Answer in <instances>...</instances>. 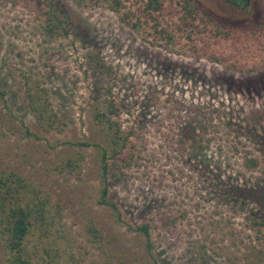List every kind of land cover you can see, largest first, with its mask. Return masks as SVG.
<instances>
[{"label": "rangeland", "instance_id": "obj_1", "mask_svg": "<svg viewBox=\"0 0 264 264\" xmlns=\"http://www.w3.org/2000/svg\"><path fill=\"white\" fill-rule=\"evenodd\" d=\"M187 2L196 53L141 39L106 1L0 0V171L46 199L23 239L32 264H151L142 222L155 264H264V0ZM47 4L61 37L45 32ZM109 97L131 152L106 195L122 221L97 204L92 113Z\"/></svg>", "mask_w": 264, "mask_h": 264}, {"label": "trees", "instance_id": "obj_2", "mask_svg": "<svg viewBox=\"0 0 264 264\" xmlns=\"http://www.w3.org/2000/svg\"><path fill=\"white\" fill-rule=\"evenodd\" d=\"M22 1L28 3L29 0ZM73 1L77 5H82V3L84 5L85 3L96 5L100 2V0ZM101 1H106L109 8L116 13L120 11L118 19L124 26L140 35L141 39L155 43L159 47L168 45L171 39L174 38L175 41H182L187 49H191V51L196 53L199 49L195 41L198 40V42L204 43V25L201 23L200 26H197L193 22L195 9L190 6L187 0ZM231 1L235 4L245 2V0ZM50 6V4H47V8L43 11L45 14V32L50 37H61L65 34V29L62 26L63 20L51 12ZM218 33L222 32L216 30L215 34ZM94 57L96 67L102 66L101 58L97 54H92V58ZM26 97L32 100L31 94L28 92H26ZM0 100L5 105L3 90H0ZM104 101V109L99 110L96 107L92 113V121L99 127L104 136V144H91L98 151L100 188L97 204L108 206L116 221H122L117 205L107 200L106 195L110 183H119L118 176L123 174L122 165H128L131 152L128 146L129 140L122 133L118 119V104L112 97L106 98ZM33 111L38 120H46L50 124L42 106L35 107ZM21 125L24 132L29 135L30 133L26 127L23 124ZM77 143L80 145L89 144L86 141ZM108 160L113 162L112 166H110L111 164H109ZM248 162L251 164L255 163L252 160H248ZM29 191L28 183L16 171L10 169L0 171V245L4 256V264H32L29 255L24 249L23 239L29 232L32 221L37 220L40 223L44 221L46 199L37 198L34 202H27L25 197ZM31 191L33 192V190ZM131 228L143 235L145 252L150 258L151 264H155L151 252L152 244L148 224L142 222ZM89 231L92 233L98 232L95 228H90ZM44 252L49 255L46 250Z\"/></svg>", "mask_w": 264, "mask_h": 264}]
</instances>
